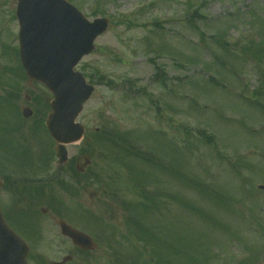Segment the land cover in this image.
I'll return each instance as SVG.
<instances>
[{"label": "rangeland", "instance_id": "1", "mask_svg": "<svg viewBox=\"0 0 264 264\" xmlns=\"http://www.w3.org/2000/svg\"><path fill=\"white\" fill-rule=\"evenodd\" d=\"M68 1L90 21H110L77 67L96 85L80 121L94 129L106 114L108 129L133 150L99 146L107 159L92 170L105 184L85 204L98 250L77 252L68 264H264V232L252 215L264 227V48L252 54L260 59L245 53L260 33L250 15L264 19V0ZM189 1L207 2L205 19L192 18L197 27ZM15 11L12 0H0V98L18 86L20 110L25 96L48 92L26 79ZM219 32L229 46L212 39ZM159 67L166 88L155 83ZM0 111V124L13 118L6 104ZM154 195L158 208L138 206ZM139 225L154 234L152 243L138 242ZM43 248L55 255L31 256V264L61 262L69 251L60 240Z\"/></svg>", "mask_w": 264, "mask_h": 264}, {"label": "water", "instance_id": "2", "mask_svg": "<svg viewBox=\"0 0 264 264\" xmlns=\"http://www.w3.org/2000/svg\"><path fill=\"white\" fill-rule=\"evenodd\" d=\"M18 1L20 21L21 60L30 81L43 83L55 96L53 114L48 128L60 144L76 140L69 132L90 99L93 89L86 85L82 75L74 68L84 55L94 50L93 42L103 33L105 20L89 24L84 17L64 0ZM29 117L31 112L25 111ZM70 133V134H69ZM73 138V139H72ZM58 156L64 160L66 151L59 148ZM0 222L4 218L0 211ZM64 233L85 249H95L93 241L64 226ZM0 264H27L28 248L11 232L2 234Z\"/></svg>", "mask_w": 264, "mask_h": 264}, {"label": "flooded vegetation", "instance_id": "3", "mask_svg": "<svg viewBox=\"0 0 264 264\" xmlns=\"http://www.w3.org/2000/svg\"><path fill=\"white\" fill-rule=\"evenodd\" d=\"M23 123L28 124L23 127L25 135L18 136L10 143L9 149L7 147L3 152L6 161L0 178V205L8 225L32 246L31 251L40 254L45 253L42 252L44 248L41 246L45 238L52 233L53 225L59 228L62 222H66L84 232L88 228V223H82L71 209H59L57 195L60 191L66 194L69 190L85 195L92 190L91 166L86 167L85 164L86 159H90L94 146L92 133L87 134V127L84 126L83 140L79 144L67 146V162L59 163L56 157L57 144L51 138L45 121L26 120ZM95 132H99V129L96 128ZM49 188L58 193L53 197H45L43 191ZM42 202L53 204L44 208ZM22 205L28 207L26 213L22 212ZM39 213L42 214L41 218ZM32 216L36 217V220ZM42 219L47 221L43 222ZM29 220L31 222L28 224ZM26 233H31L32 236L28 237ZM57 238L62 240L63 247L67 245L75 252L76 247L68 238L62 236L59 230Z\"/></svg>", "mask_w": 264, "mask_h": 264}, {"label": "trees", "instance_id": "4", "mask_svg": "<svg viewBox=\"0 0 264 264\" xmlns=\"http://www.w3.org/2000/svg\"><path fill=\"white\" fill-rule=\"evenodd\" d=\"M9 71H10V69H9ZM15 71H17V70H15ZM2 102H8V99H2V98H0V103H2ZM154 204V203H153ZM145 235V234H144ZM143 239H146V237H144Z\"/></svg>", "mask_w": 264, "mask_h": 264}]
</instances>
